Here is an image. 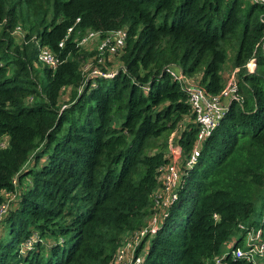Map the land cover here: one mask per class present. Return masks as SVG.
<instances>
[{
    "label": "trees",
    "instance_id": "16d2710c",
    "mask_svg": "<svg viewBox=\"0 0 264 264\" xmlns=\"http://www.w3.org/2000/svg\"><path fill=\"white\" fill-rule=\"evenodd\" d=\"M120 29L125 45L101 68L113 59L117 73L89 79L83 69L98 53L78 42ZM263 38L264 5L250 0H0V264H116L123 235L150 220L169 162L159 141L182 126L184 159L195 143L188 94L170 71L201 74L199 86L219 95L227 47L239 100L194 166L183 163L177 199L134 258L252 264L231 252L252 228L264 236V216L249 222L256 205L264 210ZM40 48L58 65L38 79Z\"/></svg>",
    "mask_w": 264,
    "mask_h": 264
},
{
    "label": "built area",
    "instance_id": "2783aa9c",
    "mask_svg": "<svg viewBox=\"0 0 264 264\" xmlns=\"http://www.w3.org/2000/svg\"><path fill=\"white\" fill-rule=\"evenodd\" d=\"M256 4L264 5V0H250ZM71 30L68 31V34ZM127 32L125 29L115 30L108 32L107 34H100L98 32H89L85 37H83L78 45L80 46L83 43H88L93 40L97 41V50L100 57L105 55L114 56L120 52L126 42ZM63 44H60L62 47ZM262 46L264 47V38L262 40ZM37 60L40 63H43L47 66L55 68L58 65V60L45 48H40L37 56ZM83 72L88 73L87 77L89 79L93 77H103V78H112L117 73V71L111 72H101L96 69H92L91 64H86L83 69ZM170 75L175 81H178L183 90L188 94V101L191 107V110L194 114V123L197 126L196 139L191 153L184 159L179 147H176V158L168 157L170 161L164 168L159 169V183L161 189L154 192L155 197V208L153 213H151V219L146 227L141 231L135 233L134 236H128V240H139L141 243L145 238H147V243L152 235L156 232L159 224L166 217V210L168 206L177 199L176 187L179 182L181 171L177 168L170 167L172 163L174 166L178 162L182 161L184 167L189 169L194 166L199 157V152L204 141L208 138L211 132L218 125L219 120L223 117L227 106L232 100H239L237 96V80H236V71L228 76L226 86L224 90L219 95H209L198 86L189 84L186 82L185 78L182 76L181 72L171 70ZM171 151V150H170ZM169 151V152H170ZM173 154V153H172ZM164 179V182H162ZM14 183V182H13ZM159 186V188H160ZM5 208V206H4ZM3 208V209H4ZM2 211H0L1 213ZM159 217H158V216ZM149 235V236H148ZM245 244L242 248H238L231 252L234 259L245 260L249 263L255 264L256 258H260L264 255V236L262 234L261 228H252L248 230L245 236ZM245 245V246H244ZM128 249V245H122L116 253L115 263L118 264L125 263L123 260L124 250ZM227 254H223L215 259L213 264H225L223 259ZM122 260V261H121ZM132 264H140V258H132ZM116 263V264H117Z\"/></svg>",
    "mask_w": 264,
    "mask_h": 264
},
{
    "label": "rangeland",
    "instance_id": "374dc122",
    "mask_svg": "<svg viewBox=\"0 0 264 264\" xmlns=\"http://www.w3.org/2000/svg\"><path fill=\"white\" fill-rule=\"evenodd\" d=\"M89 32H91V31H88L83 37H85ZM12 35V37L14 38V40L16 41V42H21V40L23 39V31L20 33V31H18V33H12L11 34ZM82 37V38H83ZM93 42H95V43H93ZM87 53H93V52H97L98 53V50H97V41L96 40H93V41H91V42H88V43H83V44H81L80 45ZM227 53H228V58H227V61H226V63L224 64V66H223V69H222V72L223 73H225L226 74V77H227V79H228V76L232 73L231 71H232V57H233V54H234V51L233 50H231L230 49V47H227ZM97 57H98V59H97V62H96V64L95 65H92V63L89 61V62H87V64L89 63V64H91L92 65V69H96V70H98V71H101V68L103 67V63H104V57H100L99 56V54L97 55ZM43 64V63H42ZM39 64L38 66L37 65H35V67L37 68V69H35L36 71H39V77H38V79H40L41 78V70H43L44 69V67H46V65L45 64ZM119 67V63H117V61L116 60H113V59H111V61H110V64L107 66V68H109L110 70V72L111 71H116L117 70V68ZM102 72V71H101ZM104 72V71H103ZM200 77H201V74H195V75H193V76H191V77H188V78H185V80H186V82L187 83H189V84H192V85H195V86H198V87H200L199 86V80H200ZM33 80H35L34 79V76H33ZM227 82V81H226ZM226 86V85H225ZM63 96V95H62ZM67 95H64L63 96V100H60V101H63V102H66V100H67ZM182 126H180L178 129H176L175 131H172V132H170L167 136H166V138L165 139H161L160 141H159V143H162L163 141H165V143H166V147H167V152L165 151V154H166V157H172V158H176V155H175V153H176V147H177V144H176V141H177V138H178V135H179V129L181 128ZM180 149V148H179ZM154 150V148L153 147H150L148 150H147V153H151L152 151ZM171 150V151H170ZM170 151V152H169ZM180 151H181V149H180ZM173 153V154H172ZM181 154H182V151H181ZM168 161H170V159H168ZM170 167H174V168H178L180 171L182 170V167H183V162L181 161H179L178 162V164L177 165H173L172 163L169 165ZM176 168V169H177ZM162 182H164V179H162ZM159 186H160V183H159ZM161 189V186H160V188L158 187V190L157 191H159ZM152 200H154V208H155V205H156V202H155V197L153 198V196H152ZM13 202V201H12ZM10 204H11V202H10ZM5 207H7V205L5 206ZM154 208H153V213H154ZM0 211H3V208L1 207L0 208ZM151 211H152V209H151ZM152 213V212H151ZM264 214V210H263V207L262 206H260V205H256L255 206V208H254V211H253V214H252V216L250 217V219H249V222L251 221V222H254V223H259V222H261V217L262 216H264L263 215ZM158 216V215H157ZM159 217V216H158ZM150 219H151V215H150ZM150 221V220H149ZM149 223V222H148ZM147 223V224H148ZM147 226V225H146ZM145 226V227H146ZM143 229V228H142ZM141 229V230H142ZM140 230V231H141ZM128 236H129V234L127 235H123V239H122V244H121V246L122 245H124L125 244V246L126 245H128V249L126 248L124 251V256H123V260H125V257H127L126 258V260H125V263L124 264H132V262H131V260H132V258H133V256H134V254H135V251H136V249L137 250H139V246H141V243L143 242H139V240H137V239H135V240H128ZM145 240V239H144ZM148 243H146V245H147ZM244 244H245V241H244ZM146 245H144V248H143V250H142V254H143V252H144V249H146L145 247H146ZM245 246V245H244ZM138 247V248H137ZM262 260H264V258H262ZM122 261V260H121ZM117 263V262H116ZM118 264V263H117ZM121 264H123V263H121Z\"/></svg>",
    "mask_w": 264,
    "mask_h": 264
}]
</instances>
